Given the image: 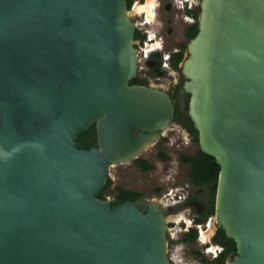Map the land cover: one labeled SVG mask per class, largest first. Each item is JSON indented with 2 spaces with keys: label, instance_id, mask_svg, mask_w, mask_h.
I'll list each match as a JSON object with an SVG mask.
<instances>
[{
  "label": "water",
  "instance_id": "water-1",
  "mask_svg": "<svg viewBox=\"0 0 264 264\" xmlns=\"http://www.w3.org/2000/svg\"><path fill=\"white\" fill-rule=\"evenodd\" d=\"M137 71L126 0H0V264H175L164 206L99 196L175 117ZM182 71L228 264H264V0H203Z\"/></svg>",
  "mask_w": 264,
  "mask_h": 264
},
{
  "label": "flooded vegetation",
  "instance_id": "flooded-vegetation-1",
  "mask_svg": "<svg viewBox=\"0 0 264 264\" xmlns=\"http://www.w3.org/2000/svg\"><path fill=\"white\" fill-rule=\"evenodd\" d=\"M150 1L126 0L131 20L135 25V47L138 51V71L136 77L143 82V85L152 87L158 86L165 89L170 94L175 104L176 111L173 123L166 131L162 132L159 141L166 138L168 131L178 130L184 131V134H186L190 140L199 144V142L194 140L195 135L190 128L191 119L189 118L188 113L190 94L184 90L186 77L182 71V63L188 55V45L190 40L199 30V19L203 0ZM195 30L196 34L191 36L192 32ZM144 53H147L146 56ZM178 57L180 58L178 67H174L173 61ZM138 72H142L141 75H138ZM166 74H169L171 78H173L169 87L158 82L161 81V78ZM182 137L183 135H181V138ZM182 139H185V136ZM159 141L157 143H159ZM199 148L193 154H182L180 156L181 163L188 165L190 171V164L185 163L182 160V156H194L198 153ZM138 160H147L140 159V157L134 160L135 162H138L140 169L143 170V163ZM190 171L187 174V181L176 183L175 177H173L172 179L174 183L167 186L165 190L162 185L155 187L154 194H159L160 196L158 197H146L140 190L122 187L125 190L138 194V196L125 201L145 199L147 201L160 203L165 207L169 243L170 236L173 233L175 234L183 231L184 227L179 226L178 224L181 223L183 226L186 224L187 226L184 228L183 236L187 232H190L191 229H197L198 236L192 243H202V249H199V251H201L206 258L209 259L207 256L210 255L212 257L210 260H214L225 250V246L215 241V236L220 229L219 226L214 225V222H211L215 212L214 214L207 215L208 207L211 203L210 188L208 186H196L190 177ZM172 179L170 178V180ZM108 183L109 177L105 186H108ZM117 192L118 190L116 189V193ZM104 197L107 198L106 196ZM111 200L113 202L115 197ZM181 210L183 211V214L178 212ZM187 218L189 222L187 221ZM212 225H214L212 233L207 241L203 240V231L208 233L209 230L212 229ZM179 227L182 229L179 230ZM234 255V253H230L226 257L225 263L228 264V261L233 258ZM199 257L201 262L205 264L203 257L201 255H199Z\"/></svg>",
  "mask_w": 264,
  "mask_h": 264
},
{
  "label": "rangeland",
  "instance_id": "rangeland-1",
  "mask_svg": "<svg viewBox=\"0 0 264 264\" xmlns=\"http://www.w3.org/2000/svg\"><path fill=\"white\" fill-rule=\"evenodd\" d=\"M141 73L138 72V75H141ZM172 80L173 78L169 74H166L158 82L169 87ZM181 135L183 137L185 136V139H182L183 137L181 138ZM198 148L199 144L190 140L184 134V131L170 130L166 138L148 147L140 156V159H145L153 165L152 169L143 171L140 169L138 162L135 161L112 166L109 170V183L103 195L109 199H114L117 187H129L142 191L146 197H158L160 196L159 194H154L155 187L162 185L165 190L167 186L174 183L173 177H175L176 183H182L188 180L187 174L190 168L188 165L181 163L180 156L182 154H193ZM161 153H165L168 159L161 158ZM178 212L183 214L182 210ZM187 221L189 222L188 218ZM178 225L184 228L187 226L186 224L183 226L181 223ZM213 226L208 233L204 231L203 233L206 235L211 234ZM184 228L183 231L173 233L170 236V258L175 264H203L199 255L195 253L196 250L202 249L203 244L199 242L189 244L182 241ZM180 229L182 228L179 227ZM207 257L209 259L212 258L210 255Z\"/></svg>",
  "mask_w": 264,
  "mask_h": 264
},
{
  "label": "trees",
  "instance_id": "trees-1",
  "mask_svg": "<svg viewBox=\"0 0 264 264\" xmlns=\"http://www.w3.org/2000/svg\"><path fill=\"white\" fill-rule=\"evenodd\" d=\"M196 34V30L192 32L191 36H194ZM180 61V58L174 59L173 66L178 67V63ZM131 84H142L143 82L139 80L137 77L131 80ZM190 128L192 133L195 135L194 140L196 142L199 141L198 139V131L194 126L193 121H190ZM77 142L80 148L88 149L91 146H94L97 144V137H96V127L95 125L91 126L87 131L83 132L77 137ZM161 157L163 159H166L167 156L165 154H161ZM182 160L190 164L191 171H190V177L193 181V183L196 186H208L210 188L211 193V203L208 207V214H214L215 212V196L218 186V177H219V171L220 166L217 163L216 159L205 152H203L200 148L198 150V153L194 156L189 155H183ZM139 162L143 163L142 169L143 170H150L153 168V165L149 163L148 161L144 160H138ZM107 188V185L102 189L99 196L101 198H105L103 196L104 190ZM118 192L115 195V200L112 202L113 205L119 204L125 200L132 199L136 196H138L137 193L125 190L122 187H117ZM200 221V219H199ZM198 236L197 229L193 228L190 232H187L183 238L182 241L187 243H192L196 240ZM215 241L224 245L225 250L221 253V255L214 259L210 260L206 258L203 253L199 250H196L195 253L198 255H201L204 259L205 264H226L225 259L230 253L236 254V243L233 239L228 238L225 234V231L220 227L218 230Z\"/></svg>",
  "mask_w": 264,
  "mask_h": 264
},
{
  "label": "bare ground",
  "instance_id": "bare-ground-1",
  "mask_svg": "<svg viewBox=\"0 0 264 264\" xmlns=\"http://www.w3.org/2000/svg\"><path fill=\"white\" fill-rule=\"evenodd\" d=\"M150 1V0H149ZM151 2V1H150ZM148 8V7H147ZM151 13V12H150ZM151 17V16H150ZM148 48V47H147ZM203 236H202V238H203V240H205V241H207V239L209 238V236H210V233H209V235H206L205 233H203L202 234Z\"/></svg>",
  "mask_w": 264,
  "mask_h": 264
},
{
  "label": "built area",
  "instance_id": "built-area-1",
  "mask_svg": "<svg viewBox=\"0 0 264 264\" xmlns=\"http://www.w3.org/2000/svg\"><path fill=\"white\" fill-rule=\"evenodd\" d=\"M147 53H144V55L146 56Z\"/></svg>",
  "mask_w": 264,
  "mask_h": 264
}]
</instances>
